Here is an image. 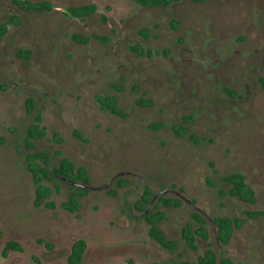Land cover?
Wrapping results in <instances>:
<instances>
[{"label": "rangeland", "instance_id": "obj_1", "mask_svg": "<svg viewBox=\"0 0 264 264\" xmlns=\"http://www.w3.org/2000/svg\"><path fill=\"white\" fill-rule=\"evenodd\" d=\"M7 3L0 0V24ZM98 3V14L78 26L61 10L27 12L22 34L10 26L0 40V264H39L35 257L69 264L81 238V264H196L209 248L217 264H264V216L248 214L264 209V0ZM91 30L102 37L86 43L72 36ZM137 44L171 54H142ZM105 94L116 95L127 115L102 108L97 97ZM38 117L46 136L37 149L54 163L69 157L90 174L93 189L78 212L62 207L70 193L63 180L53 190L55 207L34 202L26 138ZM179 124L188 132L179 133ZM235 171L255 189V203L220 193ZM147 189L155 195L149 209L163 212L160 226L179 244L174 250L151 236L137 206ZM161 196L182 204L165 206ZM195 211L209 230L208 239L197 237L198 249L182 235L188 222L199 226ZM222 216L244 220L228 243L213 222ZM10 239L23 250L4 256Z\"/></svg>", "mask_w": 264, "mask_h": 264}, {"label": "trees", "instance_id": "obj_2", "mask_svg": "<svg viewBox=\"0 0 264 264\" xmlns=\"http://www.w3.org/2000/svg\"><path fill=\"white\" fill-rule=\"evenodd\" d=\"M143 6H163L169 7L171 4L178 2L179 0H134ZM196 2L208 1V0H194ZM16 3L19 5H24L26 9L36 8L43 9L46 8L47 2H34L31 0H16ZM97 5L94 3L89 4L88 6L82 7H72L71 10L73 14H87L91 15L97 11ZM105 20L107 19L104 16ZM21 19L17 17L15 20L6 21L0 25V37L4 36L9 31V25L11 23H19ZM176 28L179 25L178 20H174ZM143 33L146 36H149L151 31L149 29H144ZM77 40L81 42H88L89 38L83 35H76ZM101 38L102 36H97ZM106 39V38H105ZM139 53L153 55H167L171 54L169 48L155 49L147 48L141 44H137L133 47ZM26 56L30 55V52H24ZM260 82L264 86V76L259 78ZM225 89L231 93L235 94V91L229 87ZM98 101L102 108L109 110L115 115L126 116V110L119 105L118 97L114 94L111 95H99ZM144 103H151L150 99H141ZM29 102L33 106L34 100L30 99ZM190 118L186 117V122L188 123ZM41 118L38 117L37 121L33 123L28 130V137L26 138V144L28 151L26 152L28 167L32 173L33 182L35 184V204L37 206L45 205L48 207H55L56 203L52 198L53 190L56 187L59 190L60 181H66L63 177H67L71 180L83 183L90 184V174L85 166H77L69 157H62L59 163H54L52 155L46 151H40L36 147V140L41 139L46 136L45 126L40 124ZM165 125V123H160V126ZM175 129L181 133L185 134L188 132V128L182 125H176ZM191 138L196 139L195 134H189ZM59 135L56 134V138ZM59 141H62L60 138ZM225 182L229 185L228 188H221L220 193L222 195H231L239 197L242 201L255 203L257 201L256 191L253 186L247 181V178L243 172L235 171L224 176ZM48 181L53 182L55 186H52ZM119 183L121 179L118 180ZM68 182V181H66ZM70 185V193L67 200L62 202V207L71 211L78 212L82 206V198L89 192V188L73 185L68 182ZM155 195L147 189L145 194L138 200V208L142 210L145 214V219L150 225V234L155 239H157L161 245L169 249H176L178 247L177 241L168 237V235L162 230L160 222L164 217L163 212L156 213L153 209H149L148 204L153 203ZM159 201L165 206H178L182 204V200L179 198H168L161 196ZM248 214L250 217L264 216V209L249 211ZM193 218L199 223L198 227H194L191 222L185 224L182 228V235L186 243L192 249H198L197 237L200 236L204 239L209 238V230L207 228V219L206 217L198 211L193 212ZM214 224L217 226V238L224 242L228 243L233 235L235 227H240L244 222L243 219L229 216L215 217L213 218ZM1 234V232H0ZM87 248V241L84 238L78 239L72 245V250L68 256L69 264H81L83 261L84 253ZM12 250H23L21 243L15 239H10L6 242L3 250V255L6 256ZM37 263L42 264L40 258L35 257ZM217 254L214 249L209 248L205 253L199 258L198 263L196 264H217ZM172 264H194L193 262L186 259L175 260Z\"/></svg>", "mask_w": 264, "mask_h": 264}, {"label": "flooded vegetation", "instance_id": "obj_3", "mask_svg": "<svg viewBox=\"0 0 264 264\" xmlns=\"http://www.w3.org/2000/svg\"><path fill=\"white\" fill-rule=\"evenodd\" d=\"M34 2H47L48 5L46 8L43 9H36V8H30V9H26L24 7V5H19L16 3V0H8V17L6 21H11V20H15L17 17H19L21 19V21L19 23H11L9 25V31L4 35L0 37L1 41L5 40L6 35L10 32V26H12V29L14 31H19L20 34H22V32L24 31L22 28H25V24H26V13L30 12V11H38V12H43V11H47L49 13L56 11V10H61L63 12V16L67 19V18H71L74 19V22L77 23V26L80 25L81 23H85L88 22L90 19H92L94 17V15L98 14V11H95L93 14L91 15H87V14H73L71 8L72 7H84V6H88L91 3H94L98 6L100 5L98 2L99 0H31ZM181 0H179L178 2H180ZM193 2H196L194 0H191ZM137 3V2H136ZM177 3V2H175ZM175 3L171 4L169 7L173 6ZM112 5V4H111ZM110 4H107V8H111L113 7L115 9V5L111 6ZM98 10V9H97ZM103 19L105 18L103 15L101 14ZM107 17V16H106ZM5 23V21L3 22ZM1 23V24H3ZM0 24V25H1ZM21 28V29H20ZM18 29V30H17ZM93 30V29H92ZM90 31L89 33H87V37L90 39L92 38H99L97 36L100 35L99 32L96 31ZM76 35H81L80 32H73L72 36L74 39H77L75 36ZM3 89V92H5V90L7 88H5L4 86H1ZM92 188H89L90 190L93 189V186L91 185ZM2 235L0 234V237Z\"/></svg>", "mask_w": 264, "mask_h": 264}, {"label": "water", "instance_id": "obj_4", "mask_svg": "<svg viewBox=\"0 0 264 264\" xmlns=\"http://www.w3.org/2000/svg\"><path fill=\"white\" fill-rule=\"evenodd\" d=\"M66 181L72 183L73 185H76V186H81V187H87V188H92L90 184H83V183H80V182H77V181H74V180H71L67 177H63Z\"/></svg>", "mask_w": 264, "mask_h": 264}]
</instances>
